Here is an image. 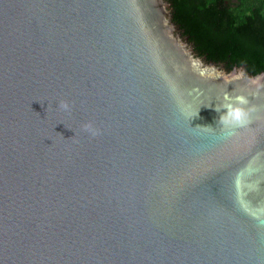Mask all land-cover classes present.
<instances>
[{
  "label": "water",
  "instance_id": "water-1",
  "mask_svg": "<svg viewBox=\"0 0 264 264\" xmlns=\"http://www.w3.org/2000/svg\"><path fill=\"white\" fill-rule=\"evenodd\" d=\"M233 46L174 0H0V264H264V63Z\"/></svg>",
  "mask_w": 264,
  "mask_h": 264
},
{
  "label": "trees",
  "instance_id": "trees-1",
  "mask_svg": "<svg viewBox=\"0 0 264 264\" xmlns=\"http://www.w3.org/2000/svg\"><path fill=\"white\" fill-rule=\"evenodd\" d=\"M218 47L232 40L240 56L264 63V0H174Z\"/></svg>",
  "mask_w": 264,
  "mask_h": 264
},
{
  "label": "clouds",
  "instance_id": "clouds-1",
  "mask_svg": "<svg viewBox=\"0 0 264 264\" xmlns=\"http://www.w3.org/2000/svg\"><path fill=\"white\" fill-rule=\"evenodd\" d=\"M248 105L249 100L243 95L236 96L234 99L225 96L224 102L220 106L216 105V111L218 112L221 109H227V111L223 112L219 117V123L223 126V129L245 127L250 123L249 116L253 109L249 108ZM58 107L68 115H71L73 111V102H70L68 99H61ZM81 127L84 132L89 133L92 137L101 134V129L98 128L93 121H87L83 123ZM228 134L233 135L235 133L230 132Z\"/></svg>",
  "mask_w": 264,
  "mask_h": 264
}]
</instances>
